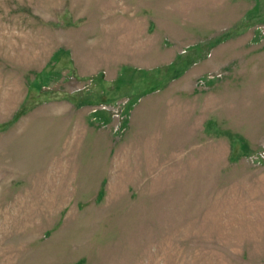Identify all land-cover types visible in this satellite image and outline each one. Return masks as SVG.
<instances>
[{
    "label": "rangeland",
    "instance_id": "rangeland-1",
    "mask_svg": "<svg viewBox=\"0 0 264 264\" xmlns=\"http://www.w3.org/2000/svg\"><path fill=\"white\" fill-rule=\"evenodd\" d=\"M0 264H264V0H0Z\"/></svg>",
    "mask_w": 264,
    "mask_h": 264
}]
</instances>
